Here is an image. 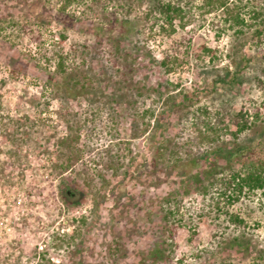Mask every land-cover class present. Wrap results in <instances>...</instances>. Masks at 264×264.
I'll return each instance as SVG.
<instances>
[{
  "label": "rangeland",
  "instance_id": "374dc122",
  "mask_svg": "<svg viewBox=\"0 0 264 264\" xmlns=\"http://www.w3.org/2000/svg\"><path fill=\"white\" fill-rule=\"evenodd\" d=\"M181 1L180 16L161 27L146 14L148 0H0V264H141V255L120 257L111 226L125 222L112 220L111 202L101 215L94 208V194L114 184L133 199L130 249L148 253L157 240L162 255L177 246L174 264H264V190L246 189L218 208L216 187L183 186L179 171L194 167L175 148L200 154L234 143L231 122L219 132L211 129L214 116L198 124L225 95L253 122L239 143L264 160V92L252 67L264 45L248 43L263 22L264 0ZM232 48L250 58L243 83L226 77L214 86L213 70L234 69ZM170 93L176 103L195 97L171 107L164 103ZM218 133L222 140L213 141ZM178 157L184 165L166 169ZM62 173L73 184L89 182L92 196L64 201ZM168 207L184 218L173 238V215L162 220ZM192 225L198 234L189 241Z\"/></svg>",
  "mask_w": 264,
  "mask_h": 264
},
{
  "label": "trees",
  "instance_id": "16d2710c",
  "mask_svg": "<svg viewBox=\"0 0 264 264\" xmlns=\"http://www.w3.org/2000/svg\"><path fill=\"white\" fill-rule=\"evenodd\" d=\"M147 6H148V9L146 10L147 16L154 17V23L156 25H161V27H164V25L167 23L172 24L174 20L177 19L178 16H180V14L184 9L181 0H148ZM61 7L62 8H59L60 12L61 11L65 12L66 5ZM258 14H257L258 16L256 17H259L261 14L263 15V12H259ZM239 18L240 17L237 15L236 16L237 23L242 21ZM262 21L263 22H260L259 26H257L254 29V32L248 41V43L254 46L255 48H259L261 45H264V18ZM240 31L242 32V30ZM63 38H65V36H63ZM119 48L120 45H117V50H119ZM228 55L233 61L234 69L231 70L229 67H226L224 69L213 70L216 71L215 74L217 75L215 77L213 76L214 83L212 84L214 86L216 85L217 82L226 83L227 82L226 77H229L230 79L229 81H231L235 85L237 84L240 85V83H243L242 79H240V74L247 67V64L250 62V58L246 57V53L242 55L240 49L238 48H232V51ZM254 59L256 61L252 67L253 70H257L259 72L256 75V79L258 80V86L264 92V50H259V52L255 55ZM167 63H168V59L165 58L164 60H162V64H164L165 66H167ZM223 71H225L226 74H223L224 73ZM174 95L175 94L172 93L168 94V96L164 100V103L165 104H167L168 102L169 104L171 103V107L182 104L183 107H185L186 105L192 104V100L195 97L194 96L195 94L189 96L190 94L186 93L183 94L182 97L183 100L179 103H176L175 102L176 100L172 98L174 97ZM234 102L237 103V100L234 98L230 99L224 95L223 99L219 100V103L216 106V110L214 112H211L207 108H205L206 116L204 117V120L198 122V124H201L205 121L206 124L208 123L210 124L211 121L209 117L210 115L214 116V119L216 118V122H214L216 125L211 128L213 129V132L214 131L219 132L222 123L231 122V124L233 125L231 134L236 138L234 140V143L230 144L225 142L224 140L222 143L217 144L218 145L217 148L214 149L209 148L207 151H203L200 154L198 152L194 153V148L192 146H188V145L185 146L184 144H180V145L176 144L175 147V148H179V147L184 148L185 153L189 157V159H185V161L187 160L194 167L190 172H188L186 168L182 169V171H179V173H182V175L186 174L185 177L182 179L183 186L184 183L187 186L190 183L192 185L195 184L196 185L195 187H197V189H200L203 193H206L211 189H214V187H216L217 196L215 198H216V206H218V208H220V204L222 203L221 201H223V199L227 200L229 203L238 201L240 197L245 193L246 189L264 190L263 158L259 154H257L255 147L253 145L245 144V142L239 143L240 135L247 132L250 128H252L253 122L250 120L249 114L247 112H244L243 108L239 110L233 108ZM171 107H169L167 110H165L162 113L163 116L162 119L165 118V115L167 116V113L171 112V109H173ZM258 109L259 107L257 108V110ZM142 116H147V112ZM3 121L4 120L2 119L0 120V126H5V122ZM149 125L151 124L149 123ZM159 125H160V129L164 128L162 121H160ZM146 130L147 128L145 129V131ZM3 131L4 129L2 128V131L0 132ZM212 140L221 141L222 138L218 133L217 135L213 136ZM157 152L158 150L156 151V153ZM158 157L159 155L157 156L156 159H158ZM238 157L242 159L240 164L237 161H235V159ZM220 161H223L224 164H221ZM199 163L207 164V166H205L204 168H202L201 166L199 169L196 170V166ZM156 164H159L157 160H156ZM183 165H184V160H180V158L178 157L177 161L174 164L169 163L168 166H166L168 167L166 169L171 171L172 169H174V167H178V166L180 167ZM67 169L68 168H66V170ZM179 173L176 174L177 177H180L178 175ZM138 177L141 178V176H136V177L133 176L134 179ZM86 179L87 177L84 178L85 181H87ZM154 179L155 181H157L158 178H154ZM85 181L83 182L85 183ZM106 181L107 180L105 178L103 182ZM87 183L88 185L86 184V186L83 184L82 186L73 184L72 180L66 174L62 173L61 183H60L61 185L59 186V190H60L59 192L61 198L67 203L69 202L74 203V201L77 199L85 198V196H87V193H89L90 194L89 196L91 197L92 192L89 187V182ZM110 185L109 183L107 184V186ZM105 189L100 190V192L98 191L99 193L96 192L94 194L93 196L94 208L96 209V213H99V215H101V212L103 211L102 206H104L106 203L108 204L111 202L112 207L110 208L112 209V220L121 217L120 221L125 222L122 227L119 226L118 224L117 225L113 224V226H111L113 230L116 232L114 242L116 243L117 247L120 246L122 249L120 257L121 255L122 257H124L127 256V254L133 253L136 255L138 254L139 256L141 255L140 256L141 264H155L157 260H162V259L164 260V258L167 260L169 264H174V257L178 253L177 246L172 245L173 247L171 248L169 254L167 255H162L163 250L162 248H160L159 244H157V240L156 242H153V244H151L150 242L148 253L146 252L147 249L145 250V253L147 254H145L142 251L139 252L133 250L132 248L130 249L129 244L132 241H135L136 239V227L134 228V225L136 224H134L135 221L132 215L133 213L131 208V202L133 201V199H131V192H129V190H127L126 192H119L117 190L116 184H114L112 187H106ZM169 192L171 193L174 192V188ZM175 199L176 198H171V196H164L162 201L170 203V201ZM160 205H162V202ZM178 211L179 210L174 211L172 208L168 207L167 212L164 214V216H162V220L164 219V221H167L170 220L171 215H173L171 219V221H173L172 222L173 225L172 228L171 227L169 228L170 229L169 234L171 238L175 236L176 222L182 224V220L184 219L182 218V216L175 217V213ZM157 217H160L158 213H156V217H154L153 219L157 220ZM232 219L237 224L244 225L246 223L245 220L238 215H234ZM94 224H96V222H93L92 225ZM190 227L192 229L188 239L189 241H193L195 236L198 234L197 227L193 225Z\"/></svg>",
  "mask_w": 264,
  "mask_h": 264
}]
</instances>
